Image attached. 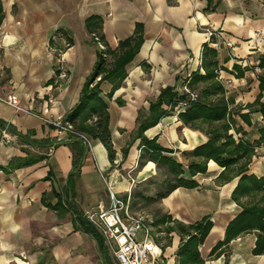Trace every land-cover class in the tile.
Wrapping results in <instances>:
<instances>
[{
  "label": "crops",
  "instance_id": "crops-1",
  "mask_svg": "<svg viewBox=\"0 0 264 264\" xmlns=\"http://www.w3.org/2000/svg\"><path fill=\"white\" fill-rule=\"evenodd\" d=\"M209 24L234 46L208 43L203 27ZM139 35L141 48L126 66L120 87L112 91L111 82L101 85L116 159L111 162L101 140L90 137L80 174L68 185L71 139L47 119L65 118L78 103L99 51L111 63L119 43ZM216 42L213 38L211 43ZM205 43L217 51L218 79L225 98L231 99L234 125L229 133L237 143L254 148L245 173L264 178V142L258 144L264 130V0H0V97L14 95L21 106L0 99V264H115L112 252L79 221L99 204L110 205L109 188L119 197L131 189L132 210L139 201L148 209L143 211L153 219L163 264H179L178 250L189 237L177 224L204 217L212 222L199 245L204 264H264V252L254 253L257 230L239 234L213 252L226 239L241 204L252 201L247 195L240 202L233 198L245 159L227 170L210 160L207 171L194 176L184 165L183 177L196 186H179L151 199L156 197L153 182L168 174L165 166L140 159L141 138H134L164 88L182 95L185 77L205 73L197 62ZM61 60L68 77L56 84ZM50 94L57 104H49ZM172 109L144 135L174 150L168 156L182 162V151L207 141L209 126L185 125L180 111Z\"/></svg>",
  "mask_w": 264,
  "mask_h": 264
},
{
  "label": "trees",
  "instance_id": "trees-1",
  "mask_svg": "<svg viewBox=\"0 0 264 264\" xmlns=\"http://www.w3.org/2000/svg\"><path fill=\"white\" fill-rule=\"evenodd\" d=\"M137 27H139V24ZM95 36L102 43V39L97 33L93 34L94 40L96 39ZM136 36L119 43L117 52H113L111 63L107 62L105 52L103 50L99 51L93 72L84 85L80 100L64 118L65 121L72 123L77 131L89 137L100 139L108 150L111 162L116 159V151L112 143L108 104L101 96V85L104 81H109L113 84L112 91L120 87L127 76L126 66L134 59L142 45L140 35L139 37ZM201 67L205 70L204 74L195 71L188 76L190 79L189 84L193 90L202 86L198 92V99L190 101L186 94L179 95L173 87L167 86L162 90L159 97L151 102L148 116L142 118L134 135V138H141L140 159L148 158L158 163V165L165 166L168 178L171 177L167 187L151 199L162 198L179 186H196V181L183 177L185 173L184 165L188 167V171L194 176L199 172L207 171L210 160H214L227 170L245 159L246 164L242 165L238 172L242 176L233 192V198L240 202L241 196L247 195L252 197V201L241 204L243 209L229 223L226 239L218 243L213 252L218 250L224 243L230 242L237 235L257 230L258 237L254 253H263L264 178L245 173L248 169L247 164L254 154V148L251 144L243 141L237 143L232 134L229 133L231 125H234V119L229 108L231 99L225 98V89L218 79L219 61L217 51L210 47L208 43L203 46ZM98 77H100L99 80H97ZM184 101H187L188 104L180 111L179 118L185 125L190 126H195L198 122L207 123L209 128L205 132L208 139L193 149L182 151V162H178L172 156H168L174 150L163 147L155 138H147L144 132L158 124L164 116L169 114L170 110L165 106L174 108L178 103ZM261 111L264 114V103L261 104ZM68 137L71 139L69 144L74 151L73 171L68 177L69 185L80 174L81 161L87 148L77 136L68 135ZM262 142H264V130L258 144ZM127 152L128 148H125L124 153ZM140 163L143 162L140 161ZM79 221L81 228L95 236L106 250L101 234L86 218L85 214L80 215ZM177 225L182 235L189 236L187 239L182 240V245L178 250L179 264H204L199 245L204 242L212 228L209 217H204L194 224L182 225L178 223Z\"/></svg>",
  "mask_w": 264,
  "mask_h": 264
},
{
  "label": "built area",
  "instance_id": "built-area-1",
  "mask_svg": "<svg viewBox=\"0 0 264 264\" xmlns=\"http://www.w3.org/2000/svg\"><path fill=\"white\" fill-rule=\"evenodd\" d=\"M203 30L207 35V42L212 44V46L219 47L220 44L227 47L234 46V42L230 39H225L222 31L215 25L209 24L203 27ZM213 38H217L218 42L211 43ZM96 40L99 47L105 49V45L99 41L98 37H96ZM51 51L56 52L57 48L52 47ZM197 62L201 65L202 53L197 57ZM60 64L58 72L54 75V83L56 84L68 77V71L63 66L62 60ZM189 82L188 76L185 77L182 83V91L188 96V100L196 101L199 96L198 92L191 88ZM0 99L18 109L21 108L19 100L14 95H9L6 98L0 97ZM48 102L49 104H57L58 99L53 94H50ZM187 104V101L180 102L177 107L173 109L168 107V109H172L175 112L181 111ZM47 121L60 134L75 135L81 139L87 149L89 148L90 137L77 131L74 125L65 121L63 117L59 116L54 120L47 119ZM129 177L133 185L135 179L132 174H129ZM109 195L111 201L109 206L99 204L96 209L87 212L85 216L99 231L105 247L113 252L118 264H163L162 250L151 233L153 219L147 212H135L132 210V190L128 191L125 196L126 199L119 197L111 188H109ZM141 232L144 233L143 237L139 236Z\"/></svg>",
  "mask_w": 264,
  "mask_h": 264
},
{
  "label": "rangeland",
  "instance_id": "rangeland-1",
  "mask_svg": "<svg viewBox=\"0 0 264 264\" xmlns=\"http://www.w3.org/2000/svg\"><path fill=\"white\" fill-rule=\"evenodd\" d=\"M158 181H163V182L161 183V182H158ZM158 181L153 182V184H156V185H155L156 190H154V191H155V192H154L155 194H157L159 191H163V189H165V188L167 187L168 183H170V181H171V177L168 178V175H167V177L165 178V177L163 176V177H161ZM124 199H126L125 196H124ZM142 203H143V202H142ZM131 206H132V204H131ZM143 210L149 212L148 209H146V207H145L143 204H141V201H139L138 203H136V205H135V207H134V211H135V212H138V211H143ZM151 233H152V234H156V231L152 230ZM109 251H110V253L112 252L111 250H109ZM112 253H113V252H112ZM112 253H111V256H112V258H113L114 263H115V264H118V262H117L115 256L112 255Z\"/></svg>",
  "mask_w": 264,
  "mask_h": 264
}]
</instances>
